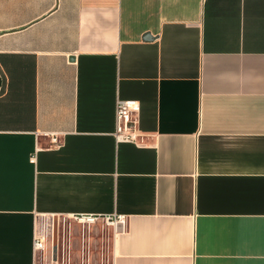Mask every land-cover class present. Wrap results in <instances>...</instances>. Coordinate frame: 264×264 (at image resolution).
I'll use <instances>...</instances> for the list:
<instances>
[{
	"label": "crops",
	"instance_id": "0c3cea01",
	"mask_svg": "<svg viewBox=\"0 0 264 264\" xmlns=\"http://www.w3.org/2000/svg\"><path fill=\"white\" fill-rule=\"evenodd\" d=\"M80 214L112 264H264V0H0V264Z\"/></svg>",
	"mask_w": 264,
	"mask_h": 264
},
{
	"label": "rangeland",
	"instance_id": "374dc122",
	"mask_svg": "<svg viewBox=\"0 0 264 264\" xmlns=\"http://www.w3.org/2000/svg\"><path fill=\"white\" fill-rule=\"evenodd\" d=\"M42 223L48 226L47 251L42 258V264H77L81 263L80 250L82 238L89 241L90 249L89 264H111L112 248L115 238L114 230L111 226L101 221L94 223H83L68 216L57 217V249L55 258H52V236L50 235L52 218H44ZM41 223V224H42ZM71 242V243H70ZM68 243L71 244L70 259L67 255ZM44 254V253H43Z\"/></svg>",
	"mask_w": 264,
	"mask_h": 264
},
{
	"label": "built area",
	"instance_id": "2783aa9c",
	"mask_svg": "<svg viewBox=\"0 0 264 264\" xmlns=\"http://www.w3.org/2000/svg\"><path fill=\"white\" fill-rule=\"evenodd\" d=\"M140 111V102L135 99H126V100H119L116 106V113H115V130L114 136L118 141H125V142H133L137 144H142L144 142V134L141 133L135 126L137 121V114ZM59 144V140L56 137L50 138V145L57 146ZM78 221L83 223H94L96 221H101L106 225H109L113 228L114 233H117V230L120 227H124V224L127 221V216L125 214H115V215H94V214H80V215H73L71 216ZM58 231V230H57ZM50 235L52 236V243H53V218L51 223V231ZM48 226L42 223L39 228L35 231L33 237V251L34 253H46L47 251V244H48ZM57 239L56 234V244L55 247H52V258H55V253L57 249ZM71 243V242H70ZM89 241L86 238H82L81 242V250H80V261L81 263L77 264H89L87 263L90 261V249L88 250ZM67 255L70 259L71 253V244L68 243L67 246ZM113 257V256H112ZM112 264V261H111Z\"/></svg>",
	"mask_w": 264,
	"mask_h": 264
},
{
	"label": "water",
	"instance_id": "95a60500",
	"mask_svg": "<svg viewBox=\"0 0 264 264\" xmlns=\"http://www.w3.org/2000/svg\"><path fill=\"white\" fill-rule=\"evenodd\" d=\"M56 234H57V218H53V247L56 244Z\"/></svg>",
	"mask_w": 264,
	"mask_h": 264
}]
</instances>
